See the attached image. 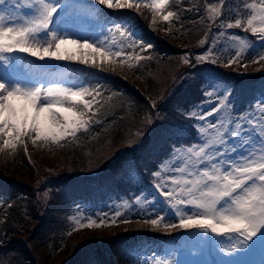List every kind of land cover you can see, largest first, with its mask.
Returning a JSON list of instances; mask_svg holds the SVG:
<instances>
[{"label":"snow or ice","instance_id":"snow-or-ice-1","mask_svg":"<svg viewBox=\"0 0 264 264\" xmlns=\"http://www.w3.org/2000/svg\"><path fill=\"white\" fill-rule=\"evenodd\" d=\"M237 5L233 7L229 0L205 4L209 21L226 19L219 20L218 38L200 40L201 45L209 42L211 47L196 57L197 62L215 64L228 53L226 67H246L241 62L257 44L252 62L264 61V0H237ZM98 6L137 12L147 8L152 25L167 22L166 31H171L173 18L180 19L177 12L168 10L171 0H0V153H15L18 146L27 153L29 142L59 146L104 122L97 118L104 107L97 99L101 82L80 79L67 63L115 71L151 59L143 53L153 45L137 35L130 21H113ZM187 11L200 9L193 5ZM233 13L240 18L230 21L227 17ZM234 28L251 33L255 42L227 32ZM183 62L190 60L185 57ZM201 94L216 95L218 102L210 111L201 106L200 113L193 111L188 117L197 119L196 141L187 146L178 141L169 158L150 173L156 181L151 198L138 194L123 200L110 215H74L72 231L128 224L129 213L138 208L136 214L152 230L166 234L197 230L220 237L226 241L221 247L226 255L255 244L264 247V95L237 112L229 86L209 83ZM148 121L152 123L151 116ZM170 214L177 222L168 221ZM131 264L177 262L174 252L165 257L150 250Z\"/></svg>","mask_w":264,"mask_h":264},{"label":"trees","instance_id":"trees-1","mask_svg":"<svg viewBox=\"0 0 264 264\" xmlns=\"http://www.w3.org/2000/svg\"><path fill=\"white\" fill-rule=\"evenodd\" d=\"M87 2L91 3L92 0H87ZM229 3L233 7H238L237 0H229ZM193 5L200 11H187ZM98 7L113 21H130L135 28L141 29L138 31L145 43L153 45L151 50L143 53L151 59L141 62L148 71L144 74L148 80L145 91L136 85L126 83L127 80H124L118 73L112 76L109 70L85 69L82 64L75 63L79 68L83 67L78 71L84 79L98 80L102 84L101 96L97 99L104 107L100 109L97 118L103 119L104 122L99 126H94L87 134H79V139L75 141L62 142L59 146H38L58 151L64 157L70 156L73 164L76 162L81 164L89 149L98 152L99 149H105L109 144H120L126 140L131 130L136 127V122L142 117L155 115L152 119L155 125L150 137L144 143L135 146L133 151L118 152L120 155L110 164L109 169L96 172L94 168L88 170L80 165L81 170L73 174L60 173L54 178L51 187L55 194L51 196V202L46 208L44 217L42 215L44 222H38L39 226L34 229L33 235L40 234L35 240H37L38 247L46 251V256L43 255L45 261L53 258L62 260L63 257L60 255V252L64 250L60 251L62 244H66L65 248L69 247L68 244L76 245L75 248L78 251L75 253L68 250L63 251L64 256L70 258L67 262L61 261L59 264H131L132 250L148 243L147 235H163L165 238L162 241H165L175 237L177 233L183 234V230L171 234H159L147 230L143 233L139 231L116 233L104 243L100 239L99 243L89 242L79 249L83 241L76 242L79 238L75 237L82 233L73 234L74 231L69 228L71 227L69 223L72 222V215L77 211L85 210L84 207L101 211L108 207V203L130 200L137 194H141L140 192L146 191L153 184V176L150 173L158 170L159 164L169 158L171 147L178 141L185 146L196 141L197 127L194 125H197V122L195 118L188 117L191 116V109L204 102L205 95L201 93L209 79L215 78L231 83L230 99L237 112H243L264 95V73L245 77L233 75L228 78L226 70L217 68L218 62L212 64L204 61L194 64L192 68L197 70L195 75L187 77L183 84L167 90L163 96L158 98L159 102L153 109L152 99L160 93L161 83L156 82L150 72L158 69L163 62L166 63L171 59L179 61L181 46L175 45L176 43L170 39L169 44L158 39V36H161L159 29H163V25L167 29L170 26L163 21L152 25V14L147 8H142L140 12H137L135 9L113 10L105 6ZM168 10L177 12L180 16L179 20L173 18L171 31H168L169 34L177 35V39L188 41L189 44L198 43L208 32L203 26L208 27L205 0H171V7ZM201 17L204 19L202 20ZM175 69L177 72L180 71L177 65ZM168 92L172 93V98L165 99ZM177 95L179 96L176 97ZM110 96L112 99L108 100ZM122 109L127 113L121 114ZM181 112H184V115H181ZM125 146L126 144L116 150ZM11 156H13L9 162L11 171L34 174L36 172L34 165L41 171L45 170L38 160L26 157L23 146ZM16 183L14 180L0 177V212L3 214L0 218V233L12 231V235L8 238L0 235L3 244H0V264H39L34 263L33 256H30V252L25 247L18 249L15 245L18 239H14L13 233L20 231L28 223V218L31 216L29 211L26 212L24 209L29 207L30 202L34 205L37 196L34 189L30 192L28 188ZM119 225L126 224L120 223ZM69 233L73 235L69 237L71 235ZM25 245L26 243L22 246ZM33 249L36 248L33 246Z\"/></svg>","mask_w":264,"mask_h":264},{"label":"rangeland","instance_id":"rangeland-1","mask_svg":"<svg viewBox=\"0 0 264 264\" xmlns=\"http://www.w3.org/2000/svg\"><path fill=\"white\" fill-rule=\"evenodd\" d=\"M138 2H143V0H138ZM206 3H219V0H205ZM230 21H233L235 18H239L233 13L230 17H227ZM226 19L225 16H221L219 20ZM219 20L216 22H211L207 19V24L203 25L205 30L208 31L205 33V36L203 39L210 40L212 38H218L217 33H219L222 29L218 27ZM136 31L141 30L135 28ZM166 26L163 25V29H159V40L164 41V43L169 44V39L176 43L175 45L181 46L182 52L180 53L181 56L179 57V61L176 59H171L169 61H166V63H162L163 65H160L158 69H153L151 71V76H153L156 79V82L161 83L160 93L155 95V97L152 99V101H156V105L159 102V99L161 96L165 94V92L173 87L177 86L179 84H183L186 82V78L189 76H194L195 70L192 68V66L197 62L196 57L200 55L207 54V51L209 47H211V44L209 42H206L205 44L201 45L200 42L198 43H191L189 44L188 41H184L182 39H177V35L174 33L169 34L168 31H166ZM175 32V31H174ZM227 32L230 34H239L241 36H247L251 42H255L256 38L252 36L251 33H244L241 29L234 28V29H227ZM206 34L207 37H206ZM137 35L140 36V34ZM117 40L121 39L117 35ZM219 39H227V37L219 38ZM257 49H259V45H256V49L249 50L245 56V59L241 62L242 64L247 65L246 67H242L237 64H233L231 66H225L227 63V59L229 58V54L225 53L217 62L218 67L222 68L223 70H226L228 73L226 74L228 78H231L233 75L238 77H245V76H256L264 73V67H261L262 64H264V61L253 63L252 60L255 58L253 56V52H255ZM139 51V49H137ZM214 55L220 56L219 52H216ZM187 57L190 60L189 64H185L183 62L184 58ZM165 61V60H163ZM142 62V61H141ZM140 62V66H136L135 68L129 69L127 67L120 68L116 67L115 71H111V75L115 76L116 73L121 75V77L124 80H127L126 83L131 85H136L140 88H142L145 91V85L148 82L147 77L144 76L145 73H148L144 65H142ZM204 61H200L202 63ZM206 62H210L206 61ZM65 63V62H61ZM213 64V63H212ZM216 64V63H215ZM72 65H76L74 63H67V67L73 70ZM175 65H177L178 69L180 71L177 72L175 69ZM83 67H88L83 65ZM150 67V66H149ZM189 67V68H188ZM95 69V68H92ZM100 70V69H99ZM126 70V71H125ZM74 72V71H73ZM82 79V78H81ZM209 83H212L213 85H227L231 87V83H229L226 80H216L215 78L209 79L207 82V85ZM209 91H212L211 88L208 89ZM221 90H223L221 88ZM232 93V91H231ZM172 93H167L165 95V99L171 97ZM177 95L176 97H178ZM172 98V97H171ZM217 97L216 95H213L211 97H208L205 95L204 102L200 103L195 108L191 109L190 113L201 112V106L204 110L210 111L212 107H214L217 103ZM127 111L122 109L121 114H126ZM236 114L235 112L233 113ZM155 116V115H154ZM154 116H151V120ZM210 120H214L215 117H210ZM139 122V123H137ZM136 122V127L134 130H131L129 136L126 140L121 142L120 144H109L105 149H99L98 152L94 151L93 149H89L88 153L84 157V160L81 162V164H73L71 161L73 160L70 156L64 157V155L60 154L58 151H54L51 149H45L40 148V146H33L31 142H29V151L25 153L26 157H30L34 160H38L41 165L45 168V170H42L43 174H27L23 172H14L11 171L9 166H11L10 160H12L13 156L12 153L5 151L3 153H0V177L4 179L14 180L17 182L18 185H23L24 187L28 188L31 192L32 189L35 190L36 196L34 205L30 202L29 207L25 208L24 210L27 212L29 211L30 218H28V223L24 225V227L18 231L13 233L14 239H18V241L15 243V245L18 246V249H21L22 247H25L28 252H30V256H33L34 263L39 264H59L61 261H68L70 257H66L63 254V251H75L78 250L75 248L76 245L68 244V248H65L66 244H62L63 247H61L60 255L63 257V259H57L53 258L51 260L45 261L44 256H46V251L42 249V247H38L36 238L39 237L40 234L33 235V231L35 228L39 226L40 223L43 221L42 215L44 217V213L46 211L47 206L51 202V196L55 194L54 189L51 187L53 184L54 178L60 174V173H66V174H73L74 172L81 170L80 165L84 168H88V170L94 168L96 172H100L102 170L109 169V166L116 157L120 155L121 151H133L135 146L141 145L144 143L151 135V132L153 131L155 121H152V123H149L148 117H142L140 121ZM197 122V119H196ZM137 133H140L139 135ZM125 147H122L118 150L120 146L125 145ZM21 146H18L17 149H19ZM72 150H74L72 148ZM100 154V155H99ZM72 159V160H71ZM9 170V171H8ZM11 173V174H9ZM51 179V183L50 182ZM3 180V179H2ZM153 180V184L150 185L149 189L147 188L146 191L140 192L142 195L149 196L150 193H153L154 190V183L156 181ZM21 183V184H19ZM23 188V187H22ZM21 188V189H22ZM47 193V196L45 195ZM138 195V194H137ZM149 198H151L149 196ZM127 200V199H126ZM131 200V199H130ZM121 202L115 201L114 203H108V207L100 210H91L87 207H84L85 210L79 212H75L74 215H83V214H96L101 215L104 213L111 214V211L113 210L115 205H119ZM27 204V203H26ZM139 211L138 208H134L132 212L129 213V217L131 219L130 224L126 225H117L111 226V227H103L98 230L92 229H81L74 231V233H82V235H79L75 238H79L78 241H83L79 245L80 247H85L89 242H101L104 243L108 241L113 235L116 233L125 234V233H131V232H141L147 230L159 234H166L162 230H152L151 225H147L143 223L144 217L137 216V212ZM2 213L0 212V215ZM95 218V217H94ZM155 218V217H152ZM138 219H141V221H137ZM169 222H177L176 219L170 214L168 217ZM44 222V221H43ZM69 225L72 229L73 227V221L69 223ZM1 226V225H0ZM178 232V231H175ZM174 233V232H172ZM69 237H71L73 235ZM0 235L4 238L10 237L12 235V231H5L4 233H0ZM165 238L163 235H147L148 243L142 244L141 246H137L132 250V260L131 262L140 260L145 256L146 254L150 253V250H155L162 256L167 257L169 253L174 252L175 260L177 264H261L262 261H264V247H262L260 244H255L251 248L235 253L233 255H226L221 251V247L223 246L226 241L222 240L220 237L214 236L211 233H208L207 235L197 231V230H190V231H183V234L177 233L175 236V239H167L165 241H162ZM101 239V241H100ZM25 246H22L25 244ZM0 244L1 243L0 240ZM0 245V246H1ZM14 245V246H15ZM33 246L36 249H33ZM38 247V249H37ZM160 248V249H158ZM33 249V250H32ZM44 255V256H43ZM59 258V257H58Z\"/></svg>","mask_w":264,"mask_h":264}]
</instances>
